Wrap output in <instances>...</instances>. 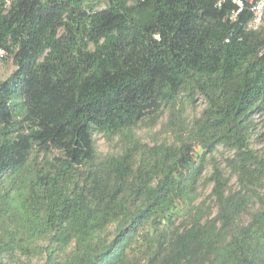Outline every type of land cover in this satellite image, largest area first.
I'll use <instances>...</instances> for the list:
<instances>
[{"label": "trees", "instance_id": "trees-1", "mask_svg": "<svg viewBox=\"0 0 264 264\" xmlns=\"http://www.w3.org/2000/svg\"><path fill=\"white\" fill-rule=\"evenodd\" d=\"M99 1L0 8L16 65L0 81V264H264V157L249 145L264 26L249 29L250 10L233 20L231 1ZM198 93L207 105L188 123ZM165 112L173 144L134 141ZM96 134L122 152L99 155Z\"/></svg>", "mask_w": 264, "mask_h": 264}, {"label": "rangeland", "instance_id": "rangeland-1", "mask_svg": "<svg viewBox=\"0 0 264 264\" xmlns=\"http://www.w3.org/2000/svg\"><path fill=\"white\" fill-rule=\"evenodd\" d=\"M132 2V0H131ZM106 4L100 0L98 5V10L104 9ZM264 26V25H263ZM63 33V30L60 31V34ZM3 50V49H2ZM4 54L0 55V81L7 79L13 71L16 70V65L13 61V57L8 54L6 50H3ZM196 102L192 103L190 100L185 99V110L184 118L189 123L199 118L204 109L206 108V100L203 96H196ZM135 133V142H140L142 144H147L150 147L162 145V144H173L175 142V132L168 125V113L165 112L157 121H152L150 117L144 119L143 122L139 123L138 127L134 131ZM249 138V145L252 148L253 152L261 157H264V112L257 111L253 114V127L251 128ZM95 145L96 150L99 155H117L120 154L125 146L124 141H121L119 137H114L109 139L101 134L95 135ZM197 152H201L200 148H196ZM235 155L234 151L228 150L223 146H220L217 152L214 154L219 166L225 171L226 176L230 178L228 184V193H237L241 190L240 183L238 181V176L235 171L229 168V163L233 160ZM211 166L208 167L204 178L211 176ZM8 184L2 186L1 191H7ZM254 188V187H253ZM260 191L264 194V181L260 185ZM212 191V185L205 181L200 187V199L203 201L208 200L209 206H214L212 200L208 199ZM181 221V218L179 219ZM179 221V222H180ZM113 228V227H111ZM112 231V229H109ZM20 260H24L22 257ZM45 261V259L43 260ZM41 261V262H43ZM35 262V260L33 261ZM6 264H9V261L5 260Z\"/></svg>", "mask_w": 264, "mask_h": 264}, {"label": "built area", "instance_id": "built-area-1", "mask_svg": "<svg viewBox=\"0 0 264 264\" xmlns=\"http://www.w3.org/2000/svg\"><path fill=\"white\" fill-rule=\"evenodd\" d=\"M21 0H0V8L7 12L14 4ZM233 2L237 9L232 13L231 18L235 20L239 14L245 10H250L253 14V18L249 23V29L257 30L264 25V0H217V6L222 7L226 2ZM4 51L0 49V55H3Z\"/></svg>", "mask_w": 264, "mask_h": 264}]
</instances>
